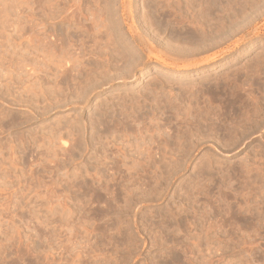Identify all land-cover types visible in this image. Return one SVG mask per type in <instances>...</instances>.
Masks as SVG:
<instances>
[{
	"label": "rangeland",
	"instance_id": "rangeland-1",
	"mask_svg": "<svg viewBox=\"0 0 264 264\" xmlns=\"http://www.w3.org/2000/svg\"><path fill=\"white\" fill-rule=\"evenodd\" d=\"M0 264H264V0H0Z\"/></svg>",
	"mask_w": 264,
	"mask_h": 264
},
{
	"label": "bare ground",
	"instance_id": "bare-ground-1",
	"mask_svg": "<svg viewBox=\"0 0 264 264\" xmlns=\"http://www.w3.org/2000/svg\"><path fill=\"white\" fill-rule=\"evenodd\" d=\"M222 88V87H221ZM235 89V88H234ZM212 90V89H211ZM218 90V89H217ZM237 91V90H236ZM235 92V91H234ZM217 97V96H216ZM235 97V96H234ZM245 100V99H244ZM243 100V101H244ZM228 106V105H227ZM249 106V105H248ZM243 108V107H242ZM240 110V109H239ZM231 114V113H230ZM215 116V115H214ZM223 118V117H222ZM217 120V119H216ZM219 122V121H218ZM216 124V123H215ZM219 130V129H218Z\"/></svg>",
	"mask_w": 264,
	"mask_h": 264
}]
</instances>
